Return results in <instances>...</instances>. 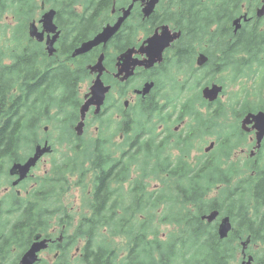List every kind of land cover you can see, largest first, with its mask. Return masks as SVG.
Segmentation results:
<instances>
[{"label":"trees","instance_id":"obj_1","mask_svg":"<svg viewBox=\"0 0 264 264\" xmlns=\"http://www.w3.org/2000/svg\"><path fill=\"white\" fill-rule=\"evenodd\" d=\"M110 2L89 0L87 3L92 6L91 9L98 11L106 9ZM170 2V15L163 17V22L181 31L179 42L183 53L179 63L188 64L187 77L180 79V72L176 71L171 91L168 89L160 99H152L142 105L140 117L145 115V121L136 118L133 119V128L125 126V133L133 130L134 135L124 143L133 151L125 153L123 185L129 180L130 163H139L140 178H134L136 180L130 181L129 187L121 192V188L104 184V168L99 167V179L94 184V197L89 203L90 214H80L75 227L70 211L61 207L59 200L54 202L56 205L45 203L40 209H32L34 204L29 202L25 218L0 216V264H17L34 235H48V219L50 216L57 217V214L60 216L57 217L59 223L65 225L67 236L65 247L57 257L61 264H69L70 261H73L72 264H224L226 259L235 258L237 249L234 244L244 237L250 238V243H261L255 264H264V144L254 161L231 159L245 137L236 121L248 111L264 110V36L260 35L261 32L248 35L244 47L234 43L233 39L238 35L231 31L234 14L231 0ZM15 6L18 16L27 13L19 4ZM33 8L32 5L29 12ZM4 10L2 6L0 16ZM100 26L92 23L94 31ZM142 31L148 33L149 28L142 25ZM32 43L30 41V45ZM62 45L54 57L49 58L47 53L42 56L47 61L41 72L44 83L34 90L25 88L22 83L17 91H13L14 83L11 84V78L6 73L11 67L3 66L0 56V132L39 131L49 119L57 125L62 123L65 126L60 125L62 132L71 131L80 99L76 103L70 95L78 92V83L87 77L85 74L88 71L82 63L70 72L69 60L61 61L60 55L68 53L77 46V42H64ZM197 50L209 56L204 68L205 76L198 74L201 69L191 66ZM242 50L252 52L254 56L239 57L238 52ZM26 51L36 52L37 49L27 48ZM1 53L6 52L0 50ZM13 57L20 58L18 55ZM255 60L258 64L254 65ZM12 72L28 71L15 65ZM51 72L60 73L62 77L49 78ZM223 72L228 73L229 83L240 80L242 86L237 91H231L225 102L206 103L197 88L207 75L213 79ZM247 81L251 82L250 86ZM216 82L227 87L223 79ZM160 100L164 103L160 104ZM153 114L158 115L157 123L166 127L164 139L155 138L156 124L150 121ZM184 118H189V132L206 127V135L216 134L217 164L213 158L199 159L195 165L187 160L193 150L191 139L198 135L197 131L187 132L185 136L180 132L175 142L178 153L175 156L161 155L164 146L172 141V124ZM70 162L69 151L62 153V160L55 168L56 177L53 182H47L52 190L60 186L64 192L67 177L73 174ZM117 164L110 162V170H114ZM150 176L160 182L152 192L145 183ZM108 182L111 183V180ZM213 189L215 197L208 198ZM52 204L54 208L50 209ZM211 210H218L235 222L226 239H220L214 228L200 219L203 212ZM159 224H171L178 228L180 238L173 237L175 232L168 235L161 233ZM71 229L72 235H67ZM80 238L85 240V246L79 257L72 258L70 250ZM117 238H120L119 242H116Z\"/></svg>","mask_w":264,"mask_h":264},{"label":"flooded vegetation","instance_id":"obj_2","mask_svg":"<svg viewBox=\"0 0 264 264\" xmlns=\"http://www.w3.org/2000/svg\"><path fill=\"white\" fill-rule=\"evenodd\" d=\"M88 1L89 0H81V3L76 4V0H63L58 8L50 7L48 9L45 8L44 1H41L39 8L42 10V12L40 13L39 18L31 19L26 25V31L28 35L27 40L37 43V47H42L41 53H29L28 51H25L24 54L27 55V57L29 56V58L32 60V64L26 68H24L23 60L20 58H14L13 55L12 64L3 63V66H7L8 68L11 67V69L7 70L6 73L11 78V84L14 83L13 91H17L20 84L22 83H24L25 88L34 90L40 83L43 82L41 72L43 71L44 63L43 58L40 57L46 54V40L48 37L53 36V34L45 32L43 40L37 41L34 37H30L29 35L30 24L33 21L38 31H43L40 20L45 12L53 9L55 11L53 20L57 26V30H59V36L55 42V47L57 49L56 53H59L60 49H62V44L64 42H77V46L71 48L68 53H63V57L66 58L65 60H69L67 65H69L70 70L75 69V66L79 65L80 63H84V66L92 65L96 62L98 56L101 53H104L105 70L102 74V80L106 85L110 86V90L104 100L100 112L95 113V108L93 106L90 107L86 114L84 130L81 135H77L74 131V127L79 121V114L77 115V120L75 118L73 121L72 132L70 133L60 132V135H53L52 133L44 130L41 132L34 131L27 133L0 132V188L3 189L0 190L1 218L12 216L15 218H25L27 216L26 210L28 209L29 202L34 204L32 209H40L42 206L44 207L45 203H49L51 201L49 196L44 194L43 184L44 182L50 183L56 177L55 168L61 162L59 147L61 146V141L63 139L62 135H67L66 142L63 145L68 148L70 154V163L73 171V176L71 179L77 194L82 189H85V195H91V199H89L88 202L93 200V187L94 184H97L99 179V174L97 173L98 170H100L99 167H104V176L102 180L105 185L111 184L113 186H117L119 184H124L125 174L123 163L125 160V153H130L133 151V149L129 147H123L121 151L118 147L117 152L114 153L113 148L110 147V150L113 152L110 153L108 143L110 140H112L113 145L115 142L114 138L116 137V133L110 131L112 119L119 121V127H121V129L119 128L120 132L118 133L117 138L122 146L124 134H132V132L125 133V126L127 125L129 127H133L132 117L135 113H138L136 110H140L141 105L149 102L152 99H160L162 94L170 88L173 75L176 73V71L177 73L180 72L181 75L184 72L186 62L179 63V57L183 53L180 50V36L179 39L173 41L170 46L165 48L161 59L156 61L151 66L146 67L144 65H137L134 68L133 74L128 79L123 81L121 78L124 74L120 75L119 77L115 76L118 70L117 59L127 49H138L142 41L148 36L152 35L153 33L159 34L161 32L159 27L162 25H168L171 31H178L173 29L169 24L163 22V17L170 15L172 9V4L170 2L171 0H159L153 12L145 18L142 13V2L141 0H136L130 10V13L122 22L120 28L108 40L105 46L100 44L86 53L72 57L71 54L76 47H78L81 43L93 38L103 26L114 24L123 14V10L132 3V0H111L106 9L101 8L98 11H94L91 9L92 6L87 3ZM231 2L233 3L234 8L232 20L241 18V27L236 33L233 31L234 27L232 26L231 22L232 33L234 35H238L233 39L234 43L244 47L248 42V35H256L257 33L261 32L260 35L264 36V13L262 16H259L257 13L258 10L264 8L263 0H231ZM86 6H89V8L86 9ZM99 19H102L103 25L100 26L98 30L94 31L92 29V23L97 22ZM142 25L149 28L148 33L142 31ZM141 35L144 36L141 37ZM120 45L121 47H119ZM262 50L264 52V45ZM199 52L204 51H198V53ZM56 53L54 55H56ZM250 54L254 56L252 52H248L247 50L238 52L239 57H250ZM63 57L61 56V59ZM133 57L141 60L145 57V54L134 53ZM30 59L28 60L29 62L31 61ZM255 63L258 64V61L255 60L254 65ZM15 65L20 66L23 70L28 72H12ZM39 70L41 72H39ZM94 77L95 75L92 74V79ZM145 84H152V86L148 94L141 95L138 93V91L143 89ZM86 94L87 93H85L83 96V101ZM225 95L226 90L223 88L214 101L210 102L203 98L202 99L206 103L214 105L218 101L225 102L229 97L228 96L227 99H222V97H225ZM131 109H133V113L129 112ZM77 111L79 112V108H77ZM111 113H115V117H110L109 114ZM243 117L244 114L239 120H237L240 124L239 126H241ZM151 122L156 124L157 133L154 132L155 138L158 137L159 140L164 139L166 137L165 125L162 123H157V116L154 117ZM124 123L126 125H123ZM104 124H107L106 130H102ZM89 126L93 127V131L87 132ZM179 127L180 126L178 125L172 129L171 126V129L173 130V134L171 136L172 140L175 138L177 139V135L180 133ZM188 129L189 122L186 126V130H184L182 133L183 136L189 132ZM207 130L208 129L206 127H199L197 130L189 133H194L197 131L198 135L194 138H204L209 135L205 134ZM214 132L216 133V131ZM169 135L170 134H168V136ZM251 135H253V133H251L249 137L250 144H248L251 146L249 150V156L255 145V141ZM68 136H70V138H68ZM212 136H214V141H210L207 146L209 147L211 144H213V146L208 152H210L213 147L216 146L215 142L218 144L215 138L216 134L213 133ZM129 138L130 137H127V139ZM192 141L193 138L190 142L191 145ZM38 145L48 146L47 152H45L38 159L36 164L30 168L26 178L19 180L18 172L11 171L12 166L18 162H26L35 153L36 147ZM247 150L248 149H242L241 153L246 152ZM83 151H87L84 158L82 156ZM203 151L205 152L204 149ZM191 152L192 151H190V153ZM209 155L206 159H210ZM52 156H54L55 160L51 165H48L47 161ZM203 157H205V155H203ZM200 159L202 160V158ZM250 159L254 161L256 159V155L254 157L250 156ZM110 162H112V164L116 162L118 163L114 170H110ZM134 163L138 164V162ZM133 166L137 167L136 165ZM53 168L54 177L51 178ZM128 179H130V176ZM109 180H111V183L108 182ZM127 184H130L129 180ZM64 229L65 225L61 224L51 227L50 232L46 236L51 239V243H49L48 248L44 250V252L48 251L49 249L53 250L54 252L52 257H50L49 251L46 252V258L41 259L38 262L39 264H61V262H59L56 257L59 256L61 250L65 247L66 235L64 233ZM56 231H59L57 238H55L54 234ZM34 237L32 239H34ZM82 245L84 247L85 243L83 244V242L80 240L78 244L74 246L75 250L77 252L81 250L80 247ZM242 251L243 249L241 250V255L243 256L244 253ZM245 254L247 255L250 253L245 251ZM39 255L41 256V252ZM77 255L74 254L72 256L75 258ZM72 263L73 261L69 262V264ZM253 264H255V258Z\"/></svg>","mask_w":264,"mask_h":264},{"label":"rangeland","instance_id":"obj_3","mask_svg":"<svg viewBox=\"0 0 264 264\" xmlns=\"http://www.w3.org/2000/svg\"><path fill=\"white\" fill-rule=\"evenodd\" d=\"M31 2H29V0H15L14 3H13V0H0V8H2V6H4L5 10L3 11L2 15L0 16V50L3 51V52H6V53H1L0 56L2 57L1 59V64L2 62L5 63V64H12V55L13 56H19L20 59L23 60L24 62V68L28 67L31 63L28 62L29 60V56L27 57V55H25V51L27 48H35L37 49V53H41L42 51V47H36V44L33 42L31 45H30V41L27 40V31H26V25L30 22L31 19H37L39 18V15L40 13L42 12V10H40L39 6H40V3L42 0H30ZM48 3L45 2L44 0V4H45V8L48 9L50 7L52 8H58L61 4V2L63 0H46ZM76 4H79L81 3V0H76L75 2ZM15 4H19L21 6V8H23L27 13L26 14H23L21 17L17 15L16 11H15ZM32 5H33V10L29 12V8H32ZM102 22V24H101ZM32 23H34L32 21ZM95 25H99L101 24V26L103 25V21L102 19H99L97 20V22L94 23ZM22 27V28H21ZM104 27V26H103ZM102 27V28H103ZM101 28V29H102ZM144 35H141V37H143ZM121 47V45L119 46ZM11 49H13L11 51ZM11 51V52H9ZM199 50H197L198 52ZM16 52V53H14ZM30 53V52H29ZM17 54V55H16ZM66 55V54H65ZM61 56L63 57V54L60 55V60L61 61H64L66 58H62L61 59ZM195 56V55H194ZM42 58V57H40ZM195 59V58H194ZM27 62V63H26ZM47 61L46 60H43V63L45 64ZM82 64V63H80ZM193 65H191L192 67H196L195 63H192ZM205 67H200L199 69H201L198 74H200L201 76H205L206 74V69H204ZM70 70V68H69ZM76 70L75 69H72L70 70V72ZM187 70H188V65L185 66V69H184V72L182 74V79H186L187 77ZM85 76H89V74L86 72ZM210 76L211 75H207L206 78H204L202 80V85L204 83H210V82H216L217 79H223L226 83H227V87L225 88L226 90V95L225 97L223 96L222 99H227V97L229 96V93L231 91H237L240 89V86H242V81L238 80L236 83L232 84V83H229V77H228V73L227 72H223L221 74H218L215 78L213 79H210ZM62 77V75L60 73H55V72H51L49 74V78H52V79H57V78H60ZM94 79V78H93ZM92 77L88 78V77H85L84 80H81L79 83H78V92L76 93H73L70 95V98L71 100H75V102L77 103L78 100L80 99V102L82 101V98L84 96L85 93L88 92V89L91 85V80H93ZM195 81V80H194ZM44 83V80L42 82V84ZM246 84L248 86L251 85V82L250 81H247ZM169 90L171 91V88H169ZM187 95V91L185 92ZM250 101H253L251 98L249 99ZM160 104H163L164 101L163 100H160L159 101ZM134 107V106H133ZM131 107V108H133ZM142 107V105H141ZM138 111V113H135L137 115L134 114V116L132 117V121L133 119H139L141 118V120H143V122L145 121V115H144V118L140 117V110H136ZM130 113H133V109H131L129 111ZM78 111L76 112V120H77V115H78ZM110 117H115V113H111L109 114ZM158 117L157 114H153L151 116V119L150 121L153 120L154 117ZM189 122V118L188 119H184L182 121H178V122H175L172 124V129L174 127H177L178 125L180 126L179 127V131L180 132H184V130H186V126ZM59 123V122H58ZM44 125H47L48 126V132L52 133L53 135H60V132H62V129L60 128V125L65 128L64 125H62V123L60 124H56L53 120L49 119L48 121H46V123H43L41 126H40V132L43 131V127ZM123 125H126L125 123ZM237 125L239 126V122L237 121ZM107 128V124H104V126L102 127V130H106ZM119 128L121 129V127H119V121L116 120V119H112V125H111V128H110V131L112 132H115L116 133V137L114 138V144L112 145V140H110V142L108 143V148H109V151L110 153H113L111 150H110V147L113 148L114 150V153L117 152L118 150V147L119 149L122 151L123 147H126V145L124 143H126V141L128 140L127 137H132L134 135V133L132 132V134H124V141H123V144L121 146V143L119 142L118 140V133L120 132ZM133 128V127H132ZM66 130V129H65ZM45 131V130H44ZM93 131V127L92 126H89L88 129H87V132H91ZM157 133V129L155 131ZM66 133V132H64ZM155 134V133H154ZM249 137H250V134H246L244 139L241 140V143L240 145L234 150V152L232 153L231 155V159L234 160V161H237V160H245V159H250V156H249V150L251 148V146L249 145ZM62 138L63 140L61 141V146L59 147V152H60V157L62 160V153H65L68 151V148L66 146H64L63 144H65L66 142V138H67V135H62ZM158 139V137L156 138ZM176 138L170 142H168L164 148H163V153L161 154L162 156H170L171 154L173 156H175L178 152L177 150H175V142H176ZM210 141H214V136L212 135H208L204 138H193V141H192V146L194 148V150H192V152L190 153V156L188 157V161L191 162L193 165H195L197 162H198V159L202 158V159H206L207 156L209 155V158L212 159L213 158V162L215 164H217L218 160H217V144L215 142V145L213 147V149L208 152V153H205L203 151V149L205 150L206 146L210 143ZM249 143V144H248ZM242 149H248L246 152H243L241 153V150ZM86 152L83 151V158L86 156ZM81 154V153H80ZM203 155H205V157H203ZM262 155H263V159H264V150L262 151ZM55 160L54 156L50 157L47 161V164L48 165H51L53 163V161ZM251 160V159H250ZM139 164V163H138ZM136 163H130L129 165V169H130V179L129 181H135L136 179H139L140 178V175H141V166L138 165ZM133 165H136L137 167H134ZM248 167H251L248 165ZM102 169L104 167H101ZM99 168V169H101ZM73 176V174H70L68 177H67V186L65 187V190L64 192L62 193V190L60 188V186L56 187L55 189L52 190L51 188V185L49 184L47 186V182H44L43 184V189L45 191V194H48L47 196H49V199L51 200L49 203H54L56 202V200H59L61 202V207L67 209L70 211L71 215H72V222H73V227H75V225L78 223V220H79V216L80 214H86V215H89L90 214V205L88 202L89 199H91V195H85V189H82L81 191H79V193L77 194L76 190L74 189V184L72 182V179L71 177ZM54 175L52 173L51 175V178H53ZM137 177V178H136ZM136 178V179H134ZM82 179L84 180V178L82 177ZM134 179V180H133ZM152 179H155L153 176H150L148 178L145 179V183L147 184V189L152 192V190H155L156 186L160 185V182L158 180H152ZM151 180V181H150ZM149 182V183H148ZM149 184V186H148ZM232 185H236L235 183H232ZM85 186V185H84ZM117 188H121V192H124L127 187H129V184H119L116 186ZM0 190H3L0 188ZM62 193V194H60ZM60 194V195H59ZM212 197H215V189H213V191L210 193V195L208 196V198H212ZM55 204V203H54ZM54 204H52V206L50 207V209H53L54 208ZM56 205V204H55ZM162 207L159 208V211L161 210ZM206 214L205 212H203L201 215H200V219H201V216ZM221 215H225V214H221ZM57 217L59 218V214H57ZM57 217L55 216H50V218L48 219L49 220V229H48V233L50 232L51 230V227L55 226V225H59V219H57ZM219 219H221L222 217L218 216ZM231 220V223L233 225V222L232 219L230 218ZM203 222L209 224L211 226V228H214L213 231L215 233H217V224L218 222H213V223H208L206 222L205 220H202ZM159 229L161 230V233L163 234H170L171 232H175V234L178 233V228L176 227H172L171 224H166V225H161L159 224ZM72 229L71 231H69L67 233V235H72ZM55 238H57V236L59 235V231H56L55 233ZM173 234V237H176V238H180L178 235L180 234H177L175 235ZM169 239H171V235L169 236ZM226 239V238H225ZM67 240V239H66ZM84 244V240H81ZM120 241V238H117L116 239V242H119ZM245 241V237L243 238V240L241 239V242L239 241L238 244H234V247L237 249L236 251V254H235V258L229 260L230 258L226 259V261H224L223 263L224 264H242L244 261L247 260V257L252 254L255 259H256V255H258V250L260 249L261 247V243H250L248 244V248L246 247L244 249V251H242L244 253V255L242 256L241 255V250L243 248L242 246V243ZM78 244V243H77ZM75 244V245H77ZM82 244V243H81ZM75 245L72 246L71 250H70V254L71 256L74 255V254H81L82 251H83V245L80 247L81 250H79L78 252L75 250ZM237 245V246H236ZM50 252V257H52L53 255V250L49 249L48 250ZM48 251H43L41 252V256L40 258L41 259H44L46 258V252ZM245 251H247V253H250V254H245ZM251 255V256H252ZM259 256V255H258ZM73 258V256H72ZM229 261V262H228Z\"/></svg>","mask_w":264,"mask_h":264},{"label":"water","instance_id":"obj_4","mask_svg":"<svg viewBox=\"0 0 264 264\" xmlns=\"http://www.w3.org/2000/svg\"><path fill=\"white\" fill-rule=\"evenodd\" d=\"M136 0H132V3L123 10V14L117 19V21L113 25H106L104 26L100 32H98L92 39L87 40L81 43L77 48L74 49L71 56L75 57L79 54L86 53L90 51L95 46L102 44L103 46L106 45L108 40L115 34V32L120 28L124 19L130 13V10ZM142 2V13L144 18L148 17L154 10L156 4L159 0H141ZM264 3V0H263ZM55 11L53 9L48 10L45 12L41 18V23L43 27V31H38L36 25L34 23L30 24V37H34L37 41H42L44 33H52L53 36L48 37L45 43V49L49 56H52L55 51V42L59 36V30H57V26L54 23ZM258 15L262 16L264 13V8L258 10ZM241 18H236L232 22V26L234 27V33H236L240 27ZM161 31L159 34L155 33L149 37H147L138 49L129 48L124 53H122L117 59V66L118 70L116 73V77L124 74L121 80L128 79L134 71V68L137 65H144L146 67L151 66L156 61L160 60L162 57V53L170 46V44L179 39L181 32L180 31H171L168 25H162L159 27ZM145 54V57L141 60L134 58L133 54ZM208 61V56L204 52H199L196 56V65L201 67L205 65ZM92 74H96L94 80L92 81L91 86L89 87L88 93L84 97L83 103L79 107V121L74 127V131L77 135H81L83 132L84 127V120L86 117L87 112L89 111L90 107L93 106L95 108L94 112H100L101 106L104 103L105 96L110 90V86L106 85L101 76L105 70L104 67V53H101L97 59V61L88 66ZM152 84H145L143 89L138 91L141 95H146L149 93ZM222 85L217 83H212L211 85L205 86L201 90L202 98L208 101H214L219 93L222 91ZM1 108V103H0ZM241 129L242 131L249 133L254 131V138H255V145L250 152V156L253 157L256 154V150L261 147L262 141L264 139V111L259 110L257 112H248L241 121ZM47 130V127L44 128ZM213 146L211 144L209 147L205 148V152H208L210 148ZM48 150V146H41L38 145L36 147V151L33 156H31L25 163H15L11 171L18 172L19 180H22L26 177L27 173L29 172L30 168L34 166L37 160ZM219 216L218 210H211L208 211L206 214L201 216L202 220H205L208 223H212L217 219ZM232 229V223L230 217L228 215L223 216L220 219V222L217 226V233L220 239L227 237L228 233ZM49 239L44 238L40 239V235H36L34 237V241L30 244L28 249L21 255L18 264H35L38 260V253L41 250L47 248ZM250 242V238H247L243 243V251L247 247ZM253 261V257L249 255L247 260L244 261L242 264H251Z\"/></svg>","mask_w":264,"mask_h":264},{"label":"bare ground","instance_id":"obj_5","mask_svg":"<svg viewBox=\"0 0 264 264\" xmlns=\"http://www.w3.org/2000/svg\"><path fill=\"white\" fill-rule=\"evenodd\" d=\"M199 51H201V50H199ZM198 53V52H197ZM198 54H196L195 56H197ZM77 66V65H76ZM75 66V67H76ZM85 68H86V70L88 71V74H89V76H87L88 78H90V77H92V73H91V71H90V69H89V67L87 66V65H85Z\"/></svg>","mask_w":264,"mask_h":264}]
</instances>
